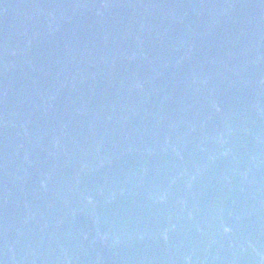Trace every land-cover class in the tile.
<instances>
[{"label":"water","instance_id":"obj_1","mask_svg":"<svg viewBox=\"0 0 264 264\" xmlns=\"http://www.w3.org/2000/svg\"><path fill=\"white\" fill-rule=\"evenodd\" d=\"M0 264H264V0H0Z\"/></svg>","mask_w":264,"mask_h":264}]
</instances>
